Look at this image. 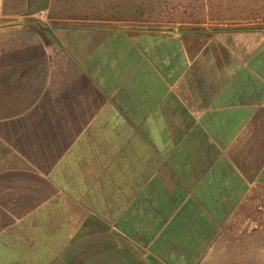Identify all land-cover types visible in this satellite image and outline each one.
I'll return each mask as SVG.
<instances>
[{
	"label": "crops",
	"instance_id": "crops-1",
	"mask_svg": "<svg viewBox=\"0 0 264 264\" xmlns=\"http://www.w3.org/2000/svg\"><path fill=\"white\" fill-rule=\"evenodd\" d=\"M0 264H264L249 0H0Z\"/></svg>",
	"mask_w": 264,
	"mask_h": 264
},
{
	"label": "rangeland",
	"instance_id": "rangeland-1",
	"mask_svg": "<svg viewBox=\"0 0 264 264\" xmlns=\"http://www.w3.org/2000/svg\"><path fill=\"white\" fill-rule=\"evenodd\" d=\"M249 23L264 25V0H249Z\"/></svg>",
	"mask_w": 264,
	"mask_h": 264
},
{
	"label": "water",
	"instance_id": "water-1",
	"mask_svg": "<svg viewBox=\"0 0 264 264\" xmlns=\"http://www.w3.org/2000/svg\"><path fill=\"white\" fill-rule=\"evenodd\" d=\"M25 24H36L38 26H40L43 30H45L50 36L51 38L58 44L61 45V41L58 38V36L55 33V26L54 24H51L41 18H35V19H29L25 22ZM173 32H175V30H172Z\"/></svg>",
	"mask_w": 264,
	"mask_h": 264
}]
</instances>
